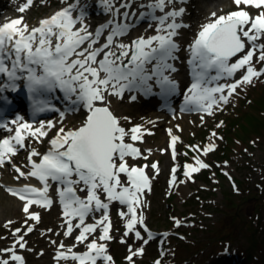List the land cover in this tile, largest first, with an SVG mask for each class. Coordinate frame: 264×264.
Listing matches in <instances>:
<instances>
[{
    "label": "snow or ice",
    "instance_id": "snow-or-ice-1",
    "mask_svg": "<svg viewBox=\"0 0 264 264\" xmlns=\"http://www.w3.org/2000/svg\"><path fill=\"white\" fill-rule=\"evenodd\" d=\"M60 3L64 7L39 20L37 26L30 27L23 15L0 25V101L6 99V91H18L22 84L34 113H59V120H40L38 125L19 115L6 119L0 113V131L8 133L0 138V168L11 165L17 173L15 179L34 178L40 185L26 183L6 189L24 202L25 224L29 220L36 224L41 221L39 212L30 211L33 206L51 209L54 200L50 192L55 185L64 218L63 235L73 237L77 233L72 245L62 241L58 244L54 257L58 264H114L108 248V242L114 239L110 217L114 204L126 209L118 212L125 221V237L134 234L144 244L152 238L143 212L138 211L144 204L145 191L151 190L145 171L149 165L129 163L147 159L136 144L143 143L144 135L152 133L141 125L123 126L121 118L111 110L110 98L123 99L125 93L148 95L154 87L165 97L177 93L179 84L173 78L181 51L177 38L188 25L180 19L185 9L176 5L186 0ZM233 3L238 10L219 16L212 12L187 47L191 83L183 93L181 111L213 115L221 103H229L237 89L264 76V0ZM33 4L34 0H26L18 11L23 14ZM248 7L259 10L258 14L251 15L245 10ZM91 8L100 9V14L107 17L94 29L86 22L93 14ZM141 24L147 25L145 32L152 30L154 34H142L125 42ZM258 64L262 66L258 68ZM222 80L231 82L221 83ZM57 92L65 102L63 110L50 102ZM130 99L135 100L136 96L131 95ZM81 110L87 113L84 121L79 127L66 129V116ZM123 119L130 123L128 117ZM169 135L175 159L179 138L171 135V130ZM45 141L47 148L43 153L31 147V142ZM214 149L215 144L210 143L202 152L207 155ZM21 150H27V171L13 162ZM208 167L196 157L195 166H184V175L191 178L193 173ZM151 168L158 172V164H151ZM176 171L172 169L170 184L175 183ZM11 223L8 221L5 227ZM137 225L148 233V239L142 237ZM33 231L34 225H28L23 232L16 228L12 232L14 243L0 248V264H25L17 249H26L25 236ZM121 243L126 241L121 239ZM78 246L85 250L77 251ZM129 253L126 259L135 264L133 258L143 255L144 249L133 251L129 246Z\"/></svg>",
    "mask_w": 264,
    "mask_h": 264
},
{
    "label": "rangeland",
    "instance_id": "rangeland-1",
    "mask_svg": "<svg viewBox=\"0 0 264 264\" xmlns=\"http://www.w3.org/2000/svg\"><path fill=\"white\" fill-rule=\"evenodd\" d=\"M25 2L26 0H14L11 3L12 7L5 14L2 13L3 21L23 15L24 21L30 20L29 23L35 25L41 18L64 6L60 0H45L44 3L41 0H34L33 6L21 14L18 9ZM88 2L93 4L95 0ZM186 6L190 7V13L187 12ZM176 7L185 9L180 19L188 25L180 30L181 35L177 40L187 35L185 39L187 41H192L200 30V27L195 28V31L192 29L194 23L191 15L197 13L200 7L210 9V13H221V15L238 10L233 0L221 2L187 0L184 4H177ZM240 7L244 8L243 5ZM245 10L253 16L259 11L251 7ZM90 11L93 14L86 22L92 29L107 19L100 14L101 10L98 8H91ZM200 19L204 20L205 17ZM146 27V24H141L137 27V31L133 30L130 33L125 42L142 34L145 36L154 34L152 30L145 32ZM182 47L183 51L187 49L184 43ZM261 66L257 65L258 68ZM238 76L239 74L237 78ZM131 95L134 94H127L119 101L121 107H127L126 103L131 102L129 106L137 110L122 115L130 120L126 128L141 125L147 132L152 133L145 134L143 143L136 144L147 159L129 161L130 164L134 163L137 166L149 165L146 170L151 180V190L145 191V198L142 197L144 204L138 211L143 212L145 225L152 238L144 244L143 240L136 239L134 234L125 237L123 235L126 230L125 221L120 218L118 212L126 210L114 204L110 209L113 220L111 235L114 239L108 242L114 264H129L126 259L130 254L129 246L133 251L141 247L144 249L143 255L133 258L135 264H155L157 260L160 264H210L212 261L215 264H242L243 261L245 264H264V76L255 79L251 85L237 89V93L229 99V103H221L214 109L213 115L193 112L194 115L185 120L173 121L172 117L159 120L156 119L155 114L149 113L145 120L141 121L136 113L143 114L149 109L137 99L131 100ZM115 99L118 98L111 97L112 101ZM145 101L148 102L147 99ZM172 106L173 104H169L168 107ZM112 111L115 114V111ZM156 112L161 113L160 110ZM86 115L84 110L67 115L64 121L65 128L79 127ZM172 115L177 117L174 113ZM56 116H50L46 120L56 119ZM171 121L173 125L169 124ZM33 123L38 125L39 121ZM169 130L171 135L179 138L176 142V161L167 150L171 143ZM212 133L216 135L213 136ZM210 143L215 144V149L204 155L202 150ZM32 144L33 142L31 147H34ZM194 147L199 150H194ZM35 148L43 153L47 148V142ZM148 150H151L150 154ZM161 150L165 151L161 152ZM26 157L27 150H21L13 158V162L21 166L24 171L28 170L24 167L27 163ZM196 157L209 167L193 173L189 178L184 175V166L186 164L195 166ZM153 163L158 164L159 174L155 173L156 169L151 168ZM173 168L177 169L176 180L175 183L170 184ZM16 176L17 173L11 165L0 168V237H3L0 239V248L11 246L15 240L12 232L16 228H21L23 232L28 225H34V231L25 236L26 249H17L18 254L24 257L25 264H51V262L58 264L53 257L58 244L62 241L65 245H72L74 235L77 233H74L73 237H65L62 223L56 224L58 229L55 230L54 219L58 217L62 221L55 205H52L50 210L37 206L30 209L40 213L41 221L38 224L30 220L25 224L27 219L25 213L13 218L10 214L11 208L15 205L23 208V203L13 200L3 186L24 181L23 178L15 179ZM180 190L183 191L182 194ZM8 221L12 223L5 227ZM176 221L180 222L179 225ZM137 228L141 231L142 237L148 239V233L139 225ZM49 229L51 231H48ZM46 232L48 233L45 234ZM53 239L57 243L52 246ZM121 239L126 243H121ZM251 240H256V244L253 245ZM134 242H137V247L134 246ZM82 249L83 246L76 248L77 251ZM248 253L251 255L248 261L242 260L241 256L246 257ZM59 264L64 262L60 261Z\"/></svg>",
    "mask_w": 264,
    "mask_h": 264
},
{
    "label": "bare ground",
    "instance_id": "bare-ground-1",
    "mask_svg": "<svg viewBox=\"0 0 264 264\" xmlns=\"http://www.w3.org/2000/svg\"><path fill=\"white\" fill-rule=\"evenodd\" d=\"M13 1L14 0H5V1L4 0H0V22L3 21V19H4V16H2V15L5 14L7 12V10L12 7L11 3ZM211 1L221 2L222 0H211ZM133 7H135V5H133ZM186 9H187V12L188 13L191 12L190 11V7L186 6ZM210 14H211L210 13V9H205L203 7H200L197 13H191L192 19H193V23H194L192 29L195 31V28H199L202 24L207 23L209 21ZM216 15L219 16V15H221V13H216ZM200 17H205V19L204 20H201ZM29 22H30V20H27L26 21L27 24H29ZM134 30L137 31L138 28H135ZM186 37H187V35H183L182 39H178L177 40V42L181 45V51L178 53V55L180 56V60L176 62V67H177L178 71L173 74V78L175 80H177V82L179 84V88L177 90V93L174 94V95L165 97V96H162L160 94V91H159L158 88L154 87L153 88V93L151 94V97L148 99V102L145 101V99H143V98H139V96H140L139 93H135L134 94L136 96L137 101H139L140 103L144 104V106L146 107V109H149L148 112L143 113V114L136 113V115H138V119H141V121H144L146 115L149 114V113L155 114L156 119L164 120L165 118L172 117L173 118V121H175V120H181V119L185 120V119H188V118H190V117H192L194 115L193 112H189V113H186V112L185 113H183V112L182 113L181 112H176L174 114H176L177 117H174L172 115V113L170 114L169 112H167L166 110H164V108H162L163 101H165L166 104H170L171 105L175 100H177V97H179V95H182V93H183L182 92L183 85L189 83V79L186 77V74H185V71H184V66H185L184 58L187 55V49H185L183 51L182 45L184 43V46L187 45V47H188V45L194 40L195 37H193V40L192 41L185 40ZM220 82L221 83H225V82H222V81H220ZM55 95L60 96L59 92H57ZM120 100L121 99H115L113 101L111 100V108H112V110L115 111V115L118 114L120 116L122 125L126 127V125L129 122L128 121H125V120H122L123 119V116L122 115L123 114H127V113L136 112L137 110L135 111L132 107L129 106V104H131V102H127L126 103V104H128L127 107H121L120 104H119V101ZM156 110H160L161 113L156 112ZM58 118H59V115L56 116V119H52V120L53 121H56V120H58ZM44 121H48V120L44 119ZM162 122H165V121H162ZM169 124L173 125V122L171 121V122H169ZM41 145H43V144H39V143H35V142H33V144H32V146L37 147V148H39V146H41ZM175 148H176V146H175ZM176 153H177V148H176ZM170 156H172V154H170ZM176 157H177V154H176ZM174 161H176V159ZM146 173L148 174V170H146ZM31 182H38V181H36L34 178H32V179H29V180L15 182L14 184H20V183L26 184V183H31ZM181 192L183 193L182 190H180V193ZM143 196L145 198V195H143ZM11 198H12V196H11ZM12 199L15 200L16 202L22 203V202L16 200L14 197ZM10 214H11V216L13 218H18V217L24 215L23 208L22 207H19L18 205H15L14 207L11 208ZM60 216H61V214H60ZM54 220H55V225H54L55 226V230H57L58 228H56V224H58V225L61 224V223L63 224V221H60L58 217H56V219H54ZM61 220H63L62 216H61ZM47 233L48 232H46L45 234H47ZM52 241H55V240L53 239ZM1 243L3 244L4 243V240L1 241ZM13 243L14 242H12V244ZM161 243H163V242H161ZM53 245L54 244H52V246ZM134 246L135 247L138 246L137 242L136 243L134 242ZM54 254H56L55 251H54ZM248 254H246V256ZM241 257H242L243 260H248V258H245L243 256H241ZM256 257H258V256H256ZM213 262L214 261H212V263H210V264H215ZM256 262H257V260H256ZM51 264H52V262H51Z\"/></svg>",
    "mask_w": 264,
    "mask_h": 264
},
{
    "label": "trees",
    "instance_id": "trees-1",
    "mask_svg": "<svg viewBox=\"0 0 264 264\" xmlns=\"http://www.w3.org/2000/svg\"><path fill=\"white\" fill-rule=\"evenodd\" d=\"M247 230H250V229H247ZM250 231H252V229H251ZM251 242H252L253 245L256 244V240H251ZM252 247H253V246H252ZM250 257H251V255L248 254L245 258H250ZM242 260H243V259H242ZM246 261H248V260H246ZM242 264H245L244 261L242 262Z\"/></svg>",
    "mask_w": 264,
    "mask_h": 264
}]
</instances>
